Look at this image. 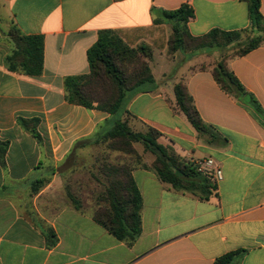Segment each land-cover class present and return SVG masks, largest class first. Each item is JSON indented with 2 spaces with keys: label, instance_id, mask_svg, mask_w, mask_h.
<instances>
[{
  "label": "crops",
  "instance_id": "crops-1",
  "mask_svg": "<svg viewBox=\"0 0 264 264\" xmlns=\"http://www.w3.org/2000/svg\"><path fill=\"white\" fill-rule=\"evenodd\" d=\"M183 4L193 11L186 24L193 37L251 28L241 0H0L5 24L44 42L39 76L9 72V46L0 44V142L8 143L0 161V264H213L237 250L244 254L235 264H264V118L216 84L217 51L169 54L172 22L155 20ZM259 13L264 16V0ZM102 30L152 51L153 83L125 102L133 126L154 128L181 158L210 159V169L221 172L217 196L201 200L163 184L151 169L135 168L141 232L131 245L64 200L65 181L88 176L94 164L88 142L110 120L105 112L67 103L63 89L64 78L89 72L86 52ZM225 63L264 113V41ZM178 82L224 144L205 142L176 109ZM18 117L39 120L40 143L17 125ZM36 182L43 186L33 191Z\"/></svg>",
  "mask_w": 264,
  "mask_h": 264
},
{
  "label": "trees",
  "instance_id": "trees-1",
  "mask_svg": "<svg viewBox=\"0 0 264 264\" xmlns=\"http://www.w3.org/2000/svg\"><path fill=\"white\" fill-rule=\"evenodd\" d=\"M241 1L247 4L250 30L225 32L213 29L203 36L193 37L186 26L187 22L193 18V11L187 4L172 11H163L162 18L155 22H172L168 39L169 54L181 51L192 55L214 46L223 47L225 44L221 45L214 40L217 37L227 39L230 44L234 41L233 37L239 34L245 36L246 45L236 53L229 56L219 54V61L211 73L223 92L242 104L250 106L258 116L264 118V113L261 112L256 101L244 90L225 63L227 57L243 56L264 41V16L259 13V0ZM8 35L13 41L14 48L5 57L6 69L11 73L39 76L43 70V36L25 35L15 26L10 29ZM86 58L89 66L87 74L68 76L63 80L64 97L69 104L88 110H99L113 116L123 110L126 95L131 90L145 83H153L149 67L152 59L151 49L143 44L134 48L129 47L115 31H99L96 42L86 52ZM130 67L135 69L131 74H127L126 69ZM173 95L176 109L186 117L200 138L209 144H224L225 139L203 123L182 82L173 86ZM122 114H125L122 120L115 121L104 133L99 126L92 137L95 143L99 138L101 143H106V149L127 155L129 161L111 164L106 156L98 159L97 170L107 179L108 184L98 200L106 205L105 208L98 206L91 217L117 240L131 245L141 232V197L131 175L135 168L151 169L163 184L201 200H208L211 196L216 197L217 188L211 174L200 172L196 163L181 158L173 150L162 145L158 140L161 134L157 130L154 128H148L145 132L132 130L128 123L130 114L126 110ZM16 122L23 131L38 143L41 142L37 132L39 124L37 118L18 117ZM134 143H141L144 151H150L155 155L149 165L136 152ZM7 145V142H0V161L6 152ZM41 186L42 182H36L32 189L36 191ZM68 188H66L67 195ZM71 207L77 211L80 210L74 201ZM55 240L52 235L48 245L52 246ZM243 254V250L228 252L216 258L213 264H235Z\"/></svg>",
  "mask_w": 264,
  "mask_h": 264
},
{
  "label": "rangeland",
  "instance_id": "rangeland-1",
  "mask_svg": "<svg viewBox=\"0 0 264 264\" xmlns=\"http://www.w3.org/2000/svg\"><path fill=\"white\" fill-rule=\"evenodd\" d=\"M12 27L13 25L11 24L7 25L2 19H0V44L9 46L8 55L12 52L14 48L13 41L8 35ZM233 39L234 41L228 44L227 39H224L223 37H217L214 40H216V42L220 43L221 45H224V44L225 45L221 48L214 46L211 49H205L203 51L212 50V51H217L222 56H225V55L229 56V55H232L233 53H236L240 48H242L247 43L245 36L243 37L240 34L237 37H233ZM185 55L189 56L191 54L185 53ZM134 69H135L134 67H130L126 69V73L131 74V72H133ZM149 85L151 84L145 83L139 88L131 90L126 95V98H128V96L132 93H135L143 89H147ZM124 110H125V104H124L123 110H120L115 115L110 116V120L108 121L107 125H101L102 127L101 129H103L102 130L103 133L106 132L108 129H110V127L115 123V121L122 120L125 117V114H122ZM128 123L130 127L132 128V130L139 131V132H145L148 128H151V127H145V126H138L139 127L138 129L135 126H133V122H131V119H128ZM158 140L162 145L170 148L167 144H164L161 141V137ZM85 144L86 143H81V145H85ZM88 145L90 146L93 145V148H91V151H92L91 154L94 157V164L91 165L88 176H86L84 173L83 177H81V174H80L76 176L75 180L68 179L65 181V183H67L65 187H69V188L67 192L68 195L66 194V190L64 191V200L70 206H72V201L76 202L79 206V209H80L79 211L83 213H90V215L92 216L94 210L98 206H102V207L104 206L105 208V205H106V203H103L102 201L98 200V198L101 195H103L108 185L107 179L103 177L97 170L98 159L102 158L103 156H106L108 157L109 163L118 164V163H125V162L127 163L129 161V157L123 154L122 152L110 151L106 149V143H101L100 138L98 139L97 143H95V141L93 140V141L88 142ZM135 145L139 148V150L143 154H145L147 157L151 159V162L154 160L155 155L151 153L150 151H144L143 145L141 143H134L133 144L134 149H135ZM136 152L141 156V153L139 151L136 150ZM75 168L79 170L81 169V165L77 164Z\"/></svg>",
  "mask_w": 264,
  "mask_h": 264
},
{
  "label": "built area",
  "instance_id": "built-area-1",
  "mask_svg": "<svg viewBox=\"0 0 264 264\" xmlns=\"http://www.w3.org/2000/svg\"><path fill=\"white\" fill-rule=\"evenodd\" d=\"M196 165L200 172L211 174L215 181H218L221 179V172L218 168L215 169L214 171L210 169L212 165V161L210 159H206L200 163H197Z\"/></svg>",
  "mask_w": 264,
  "mask_h": 264
}]
</instances>
